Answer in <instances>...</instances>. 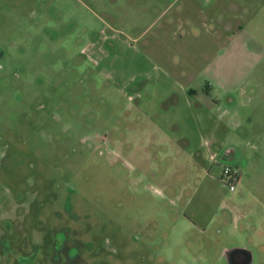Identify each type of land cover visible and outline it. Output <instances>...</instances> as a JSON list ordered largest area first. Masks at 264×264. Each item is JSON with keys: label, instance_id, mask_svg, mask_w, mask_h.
I'll return each mask as SVG.
<instances>
[{"label": "rangeland", "instance_id": "obj_1", "mask_svg": "<svg viewBox=\"0 0 264 264\" xmlns=\"http://www.w3.org/2000/svg\"><path fill=\"white\" fill-rule=\"evenodd\" d=\"M37 212L39 256L264 264V0H0V239Z\"/></svg>", "mask_w": 264, "mask_h": 264}, {"label": "flooded vegetation", "instance_id": "obj_2", "mask_svg": "<svg viewBox=\"0 0 264 264\" xmlns=\"http://www.w3.org/2000/svg\"><path fill=\"white\" fill-rule=\"evenodd\" d=\"M220 158H225L227 161L234 159L230 151L223 152ZM40 214V212H37V222L34 224L24 222L23 218V222L20 221L16 226L14 225L15 229L12 228L11 232L7 231L6 233V230L9 229L8 223L6 224L7 228H2L6 236L0 239V258L5 259L6 264H78L83 261L79 253H74V248L83 246L84 244L69 239V235L73 234V232L70 231V228L69 231L65 230L64 227L68 225H65L64 222L56 223L52 227L54 237L56 235V238H53L49 249L44 251L42 256L38 255L40 248L44 246L42 231L36 227V224L41 223ZM11 223L13 224L12 221ZM14 250H17L16 252L19 253L11 254L10 251ZM228 259H230L229 262L231 264H244L243 256H240V258L235 256L233 258L230 255ZM74 261H77V263H74ZM93 263L98 264V261L94 260Z\"/></svg>", "mask_w": 264, "mask_h": 264}, {"label": "crops", "instance_id": "obj_3", "mask_svg": "<svg viewBox=\"0 0 264 264\" xmlns=\"http://www.w3.org/2000/svg\"><path fill=\"white\" fill-rule=\"evenodd\" d=\"M190 92L193 93L194 91H190ZM185 94L186 93H181V99L183 101H186L187 103L191 101V97H196L193 95L189 96V92H188L189 98H187V97H185ZM178 107H181V106H179V105L175 106V108H178ZM168 113H169V111H168ZM168 113H167V115H169ZM208 120H209V118H208ZM211 124L212 125H210L209 131H206L207 136H203V134L199 135L197 130L195 131L194 134H191L192 133L191 129L186 127L185 129L180 128L181 131L176 132V133H181L180 136H175V137L169 138V141L179 142V141H183L186 139H192L193 141L199 143V146L197 147L198 149L203 150V148H205L206 151H207V149H213L214 152H212V150H208V151H210L208 153V155H209V159L214 160L215 157L217 158V156L220 155V154H218V152L215 151V148L220 147L226 141V138H227V135H229V132H228V129L226 128L225 125H223V126L221 125V124H223L221 121H219V123H216V124H215V122L211 123ZM201 125H203V122H201ZM205 128L206 127H204V129ZM222 129H225L226 132L224 131L225 133H218ZM188 134H190L191 136H188ZM205 137H207V138H205ZM212 155H214V156H212Z\"/></svg>", "mask_w": 264, "mask_h": 264}, {"label": "built area", "instance_id": "obj_4", "mask_svg": "<svg viewBox=\"0 0 264 264\" xmlns=\"http://www.w3.org/2000/svg\"><path fill=\"white\" fill-rule=\"evenodd\" d=\"M238 173L229 167H223L220 181L225 183L230 192L235 190V183L238 181Z\"/></svg>", "mask_w": 264, "mask_h": 264}, {"label": "water", "instance_id": "obj_5", "mask_svg": "<svg viewBox=\"0 0 264 264\" xmlns=\"http://www.w3.org/2000/svg\"><path fill=\"white\" fill-rule=\"evenodd\" d=\"M229 255V257H230V255H231V257H237L238 256V258H240V256H243V262H244V264H251V260H252V258H251V255H250V253L248 252V251H246V250H244V249H238V248H235V249H233V250H230V251H228V252H226V257ZM228 257V258H229ZM230 259H228V261H229ZM230 263V262H229ZM231 264V263H230Z\"/></svg>", "mask_w": 264, "mask_h": 264}]
</instances>
